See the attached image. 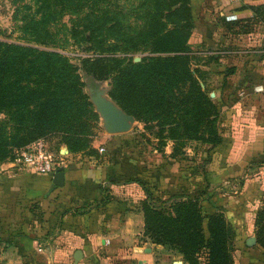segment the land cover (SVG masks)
<instances>
[{"label": "trees", "instance_id": "obj_1", "mask_svg": "<svg viewBox=\"0 0 264 264\" xmlns=\"http://www.w3.org/2000/svg\"><path fill=\"white\" fill-rule=\"evenodd\" d=\"M11 1L20 14L24 38L43 46L54 42L53 24L64 12L89 9L91 13L74 21L71 35L87 43L85 50L95 55L80 57L76 65L58 51L0 41V113L5 115L0 119V159L7 157L9 146L21 147L59 130L68 132L61 139L72 150L87 144L85 135L98 116L83 91L82 76L93 89L96 82L110 79L109 96L125 112L145 122L157 120L161 127L171 125L173 141L206 140L214 147L222 142L215 128L218 110L200 87L197 70L190 67L188 0H141L133 11L142 20L136 26L93 12L108 0ZM122 46L125 54L149 55L139 62L115 55ZM202 120L207 137L192 135ZM144 209L145 230L153 243L170 245L188 264H234V232L212 202L188 199L176 203L168 214L146 204ZM261 234L258 229L257 240L264 247Z\"/></svg>", "mask_w": 264, "mask_h": 264}, {"label": "crops", "instance_id": "obj_2", "mask_svg": "<svg viewBox=\"0 0 264 264\" xmlns=\"http://www.w3.org/2000/svg\"><path fill=\"white\" fill-rule=\"evenodd\" d=\"M252 71L234 86L225 108L228 128L212 151L219 180L231 193L220 188L210 201L234 232V264H264L256 235L264 210V60L254 61ZM113 144L99 161H63L62 185L53 183V175L0 170V236L13 239L11 264H154V250L137 248L144 225L136 209L143 196L138 180L145 178V163L124 142Z\"/></svg>", "mask_w": 264, "mask_h": 264}, {"label": "rangeland", "instance_id": "obj_3", "mask_svg": "<svg viewBox=\"0 0 264 264\" xmlns=\"http://www.w3.org/2000/svg\"><path fill=\"white\" fill-rule=\"evenodd\" d=\"M23 1L32 3V0ZM141 3V0H108L95 6L96 10L93 12L97 13L98 10L99 13H106L108 17H118L123 25L136 26L142 24V20L133 16V11L135 7H140ZM188 6L192 22L187 40L191 55L190 67L197 70L200 87L208 93L218 110L215 128L222 136L228 128L226 127L228 114L225 108H229L232 102L234 86L238 79L243 80L253 73L254 61L264 60L262 58L264 54L261 53L264 50V3L254 4V0H188ZM14 10L15 6L11 0H0V41L58 51L69 56L76 65H79L80 57L95 55L93 51L85 50L87 43L71 35L74 21L86 13H91L89 9L84 8L77 13L64 12L53 24L54 42L46 46L28 43L24 38L26 36L19 29L20 14ZM118 49L115 55H126L134 62H139L143 56L149 55L142 51H129L125 54L123 46ZM232 68L235 69V73L233 71L230 74ZM82 78L85 82L83 91L98 116L96 125L85 135L87 144L80 150H72L66 141L61 139L68 133L66 130L42 135L24 146H9L7 157L0 159V170L19 167L21 164L17 159L21 152L29 146L34 147L37 140L43 142L45 150L57 163L99 161L111 154L113 142H124L123 145L128 150L142 157L146 168L145 178H142V182L138 180L143 196L138 199L136 209L142 213L144 220L143 230L137 239L139 252L144 253L146 246L148 247L146 251L154 250V264H181L178 260L188 264L179 251L170 245L155 244L148 237L145 230L144 205L168 214L172 213L174 205L178 202L188 199L210 201L217 192H220V188L228 194L231 193L219 180L216 170L218 165L215 164L216 157H213L212 152L215 147L206 140L185 139L183 144L171 140L169 130L171 125L161 127L157 120L145 122L125 112L109 96L112 83L110 79L96 82L97 89H93L91 82L85 76ZM248 91L246 86L244 92ZM100 101L113 104L128 123L127 130L119 133L108 131L102 112L98 109ZM4 118L5 115L0 113V119ZM194 126L196 130L191 131L192 135L207 137L205 121ZM101 147L104 148L102 152L99 151ZM120 149L122 145L115 149L114 153L117 154ZM163 161L167 164L162 167ZM210 164H214L211 170ZM160 168H164L165 172L162 173ZM209 171L216 172L218 179L215 173L214 177L211 176L209 179ZM158 173L162 175L159 179ZM230 189L234 191L233 188ZM202 205L207 206L206 203ZM260 216L262 219L257 227L262 232L261 236H264V230L262 231L264 211ZM12 240L11 237L0 236V264H11ZM231 249L234 260V237Z\"/></svg>", "mask_w": 264, "mask_h": 264}, {"label": "built area", "instance_id": "obj_4", "mask_svg": "<svg viewBox=\"0 0 264 264\" xmlns=\"http://www.w3.org/2000/svg\"><path fill=\"white\" fill-rule=\"evenodd\" d=\"M261 53L264 54V50ZM103 150V147L99 149L100 152ZM17 162H20L21 165L13 169L29 171L39 175H53L61 165V163L55 161L52 155L47 153L43 142L39 140L35 142L34 147L29 146L23 150Z\"/></svg>", "mask_w": 264, "mask_h": 264}, {"label": "water", "instance_id": "obj_5", "mask_svg": "<svg viewBox=\"0 0 264 264\" xmlns=\"http://www.w3.org/2000/svg\"><path fill=\"white\" fill-rule=\"evenodd\" d=\"M98 109L102 112V115L106 121V126L109 132L119 133L128 129V123L115 109L112 103L100 101L98 103ZM127 117V116H126ZM52 181L56 185H62L64 181V170L58 168L52 176ZM80 251H77L79 253ZM77 258V255H75Z\"/></svg>", "mask_w": 264, "mask_h": 264}]
</instances>
